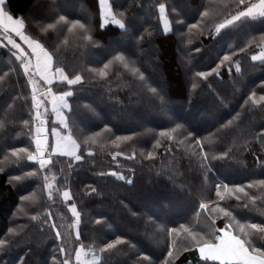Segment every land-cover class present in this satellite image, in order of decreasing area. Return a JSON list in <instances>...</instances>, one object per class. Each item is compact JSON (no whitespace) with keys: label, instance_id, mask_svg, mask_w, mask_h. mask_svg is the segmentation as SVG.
Masks as SVG:
<instances>
[{"label":"trees","instance_id":"trees-1","mask_svg":"<svg viewBox=\"0 0 264 264\" xmlns=\"http://www.w3.org/2000/svg\"><path fill=\"white\" fill-rule=\"evenodd\" d=\"M168 2L177 10L187 12L189 5L207 3L208 0ZM147 3L149 0H118L119 10L127 11L134 37L121 38L118 30H114L116 26L112 25L103 30L97 29L93 33L97 46L88 48L72 37L67 44H61L59 30L45 33L42 29L50 22L48 15L58 6L71 19L90 20L95 26L99 22L98 0H6V7L16 16H27L30 24L28 34L40 39L49 50L59 46L57 65L67 66L69 70L101 67V64L88 62L104 58L111 48L119 47L153 79L165 78L171 83L170 97L186 120L203 136H208L206 130L215 132L219 123L226 124L236 117L227 128L209 137L214 153L230 147L232 159L213 161L215 167L208 185H203L199 165L195 158H191V149L187 144L161 138L162 146L153 149L159 133L174 125H169L167 118L157 114L138 82L135 89L130 90L132 77L126 70L121 69L124 72L122 77L113 75L107 81L91 79L85 71L83 84L72 86L73 107L78 108L80 113L77 117L79 129L75 135L83 140L94 133H101L97 143L90 145L92 155L84 152L85 159L76 162L71 170L67 167L69 158L54 157L49 176L59 180V183L53 180V189L59 188L60 192L54 191L52 200L42 189V179L29 177L10 183L11 177H23L24 173L33 170V162L26 158L17 160L10 153L13 147L28 146L30 138L25 135L27 129L19 123V118H28L30 96L27 105L17 100L12 108L7 106L17 93L28 95L31 89L25 87L26 78L20 75L22 69L17 67L16 72H9L10 67H16L13 63L15 58L7 48L0 46V77H3L0 80V168L4 169L0 172V239H19V243L9 250L0 252L6 264H20L21 260L25 264H52L53 256L59 258L60 241L50 228L52 222L62 225L59 230L64 235L65 244L73 247L75 228L74 217L67 206L69 203H75L81 213L85 249L95 246L97 235L112 240L115 235L123 234L130 241V247H121L118 252L106 255L105 264H133L140 254L150 256L155 264H163L167 255L165 234L158 231L157 225L179 228L183 224L190 229L197 225L206 228V214L199 209V203L203 202L199 193L204 187H211L210 193L205 195L217 201L214 184L221 180L231 186L264 179V169L258 162L264 160V142L258 139L264 133V109L251 102L244 104L252 91L264 94L260 92L264 86V67L257 63L253 70L250 59L251 54L260 51L264 44V28L257 25L256 30L250 33L246 30L227 32L219 41L216 37L197 35L192 37V44L189 45L187 35L182 38L179 31L165 34L162 24L154 16H146L142 6ZM146 30L152 35L149 36ZM182 31L186 33L187 29ZM141 35L144 36L143 41L139 39ZM253 38L257 43H253L247 53H238L233 58L241 61L242 71L246 73L242 81L234 83L237 75L234 68L232 74L228 73L227 64L219 69V77L212 75L207 81L202 78L193 81L192 74L187 72L188 67L194 71H210L230 51L228 45L233 46L231 50H237ZM196 48L200 51L196 52ZM192 82L198 84L197 89H192ZM63 90H68L66 84L53 87L54 92ZM219 99H223L224 106L218 103ZM84 105H91L95 112L88 111ZM237 113L240 114L238 117ZM48 124H52L50 113ZM106 124L111 132L101 131ZM146 128L151 129V135H141ZM133 133L136 136H132ZM116 136H132V139L112 143ZM165 147H169L170 151L165 152ZM149 151L157 153L154 159L147 158ZM133 153L135 158L128 159ZM61 169H64L63 173ZM112 171L123 173L133 179L134 184L127 185L116 180L110 175ZM101 172L106 175L100 176ZM169 174L175 177V184L169 180ZM181 185L184 187L181 188ZM91 187H96L103 194H87ZM65 188L72 194V200L68 202L61 195ZM252 191L260 195L257 189ZM22 196L29 199L22 201ZM218 202L222 207H228L237 219L251 218L253 222L264 219L259 212L251 210V206L244 208V201H237L235 196L225 194V200ZM46 212L52 213L48 218L49 225L42 223ZM132 212L137 215L132 216ZM38 213L39 218L32 220L31 217ZM96 219L102 221L101 225L94 224ZM222 220L223 217L218 219L217 224H222ZM9 228L14 229L15 234L9 233ZM173 264H199L198 252L181 248L175 254Z\"/></svg>","mask_w":264,"mask_h":264},{"label":"snow or ice","instance_id":"snow-or-ice-1","mask_svg":"<svg viewBox=\"0 0 264 264\" xmlns=\"http://www.w3.org/2000/svg\"><path fill=\"white\" fill-rule=\"evenodd\" d=\"M98 6L99 22L95 26L90 20L84 22L82 18L71 19L69 15L65 14L64 9L58 6L48 15L47 18L50 22L42 31L48 33L59 30L58 36L62 37L61 44H67L69 38L72 37L80 40L85 48L97 46L93 34L97 29L103 30L112 25L116 26L114 30H118V35L121 38L131 39L134 37L133 25L128 20L127 11L119 10L118 0H112V2L110 0H98ZM142 7L145 8L146 16H154L162 24L165 34L179 31L182 38L185 35L188 36L187 43L189 45L192 44V37L197 35L216 37L219 41L224 39L227 32L246 30L250 33L256 30L257 25L264 28V0H208L207 3L189 5L187 12L184 9L177 10V8L172 7L168 0H149V3ZM189 20L195 22L190 23ZM29 28L27 16H16L7 9L6 0H0V46L8 49L11 56L15 58L13 63L16 65V67H10L9 72H16L17 67L22 69L20 75L26 78L25 87L31 89L28 95L17 93L12 97V103L7 106L9 109L12 108L17 100H21L27 105L30 96L31 104L27 111L28 118L25 119L23 116L19 118V123L27 129L25 135L30 138L28 146L13 147L10 149V153L11 157L17 160L26 158L27 161L33 162V170L24 173L23 177H11L10 183L29 177L37 180L42 179V189L47 192L48 198L52 200L54 191L60 192L59 188L53 189V180L56 183H59V180L49 176L54 157L69 158L70 162L67 167L71 170L76 162L85 159L84 152H87L89 156L92 155L90 145L97 143V138L100 137L101 133H94L83 140L75 135L76 130L79 129L77 117L80 113L78 108L73 107L72 86L83 84L85 81L83 72L85 71L89 73L91 79L107 81L113 75L122 77L124 72L121 69L126 70L132 77V84L129 85L130 90L135 89L138 82L155 106L157 114L167 118L169 125H174L159 133L158 137L155 138L153 149L162 146L161 138H165L168 142L176 139L178 144H187L188 148L191 149V158H195L199 165L203 176V185H208L210 174L215 167L213 161L232 159V148L230 147L218 154L214 153V146L209 137L227 128L236 117L228 120L226 124L219 123L218 120L219 127L215 129V132L206 130L208 136H203L192 127L190 121L186 120L183 112L177 108L174 100L170 97L171 83L165 78L153 79L151 75L146 74L145 70H142V66H137V61L130 59L125 51L119 47L111 48L104 58L92 59L88 62L89 64H101V67L69 70L67 66L57 65L56 53L59 46L49 50L40 39H35L28 34ZM185 28L187 29L186 33L182 31ZM147 34L152 35L151 32H147ZM139 39L143 41L144 36L141 35ZM253 43H257L255 38L237 50H231L233 46L228 45L230 51L224 54L219 64L211 68L210 71H194L192 67H188L187 72L192 74L193 81L196 78L207 81L208 77L212 75L219 77L221 75L219 69L227 64L229 74H232L234 68L237 75L234 83H238L242 81L246 73L242 71L241 61L233 58L237 57L238 53H247ZM195 51L199 52L200 48H196ZM250 59L253 62V70L257 63L264 67V46H261L260 51L253 52ZM189 64H191V60H189ZM2 79L3 77H0V80ZM58 84H66L68 90L53 92V87ZM197 87L198 84L192 82V89H197ZM260 92L264 93V86L261 87ZM49 102L51 104L50 111L55 116L51 125L48 124ZM250 102L252 105H258L264 109V94L258 95L257 91H252L244 100V104L248 105ZM218 103L224 106L223 99H219ZM84 108L90 112H95L91 105H84ZM239 115L237 113V117ZM182 120L185 123H178ZM101 131L111 132V129L106 124ZM151 134V129L147 128L141 133V135ZM132 136H136V133H133ZM132 136H116L112 143L131 140ZM258 139L264 142V133L260 134ZM168 151L170 148L165 147V152ZM156 155L155 151H149L147 158L154 159ZM134 158L135 153L128 157V159ZM258 162L264 169V160ZM3 171L4 169L0 168V172ZM60 171L63 173L64 169ZM105 175L103 172L100 173V176ZM110 175L118 181H124L127 185L134 184L133 179L123 173L112 171ZM168 178L173 184L176 183L173 175L169 174ZM66 180L65 177V182ZM183 187L184 185H181V188ZM214 188L217 201H213L210 195H205L210 193V186L204 187L199 193L203 198V202L199 203V209L206 214V228H200L197 225L196 228L190 229L183 224L179 228L157 225L158 231L165 234L167 255L164 257L163 264H173L175 254L181 248L184 251L195 249L198 252L199 264H264V219H260L258 222H253L251 218L237 219L228 207H222L218 202L225 200V194L235 196L237 201H244V208L251 206V210L259 212L260 216L264 217V179L249 180L246 185L233 184L231 186L221 180L214 184ZM253 189H257L260 195L253 192ZM87 194L102 195L103 193L98 191L96 187H91ZM61 195L65 202L72 200V194L66 188ZM27 199L29 197H21L22 201ZM121 203L123 202L121 201ZM213 204L214 207L210 208V205ZM67 206L74 217V246L69 247L65 244L64 235L59 230L62 225L52 222L50 228L54 230L55 238L60 241L58 246L60 257L53 256L52 264H105L106 255L118 252L121 247L131 246L130 241L123 234L115 235L112 240H106L105 237L97 235L94 240L95 246L88 249L92 253V259H82L86 246L82 240L81 213L77 210L75 203H69ZM131 214L132 216L137 215L135 212ZM197 215L199 216L200 213ZM51 216V212H46L43 225H49L48 218ZM221 217H223L222 224L218 225L217 220ZM38 218L39 213L31 217L34 221ZM101 223L100 219L94 221L96 225H101ZM152 223L156 225L155 220ZM8 232L15 234V230L12 228H9ZM17 243H19L18 238L0 239V252H6ZM0 264H6L3 257H0ZM20 264H25V262L21 260ZM133 264H155V261L148 255L140 254Z\"/></svg>","mask_w":264,"mask_h":264},{"label":"rangeland","instance_id":"rangeland-1","mask_svg":"<svg viewBox=\"0 0 264 264\" xmlns=\"http://www.w3.org/2000/svg\"><path fill=\"white\" fill-rule=\"evenodd\" d=\"M263 46H264V44H263ZM49 100H50V98H49ZM48 108H49V113H50V115L52 117V121H53V120H55V116L50 111L51 110V104H50V102L48 104ZM82 259H89V260L92 259V253L88 249H85L84 254L82 255Z\"/></svg>","mask_w":264,"mask_h":264}]
</instances>
